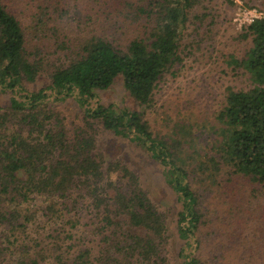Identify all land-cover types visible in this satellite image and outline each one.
Listing matches in <instances>:
<instances>
[{"label": "trees", "instance_id": "16d2710c", "mask_svg": "<svg viewBox=\"0 0 264 264\" xmlns=\"http://www.w3.org/2000/svg\"><path fill=\"white\" fill-rule=\"evenodd\" d=\"M144 1H125L131 9L126 17L144 25L142 36L122 48L91 36L65 61L43 65L47 57L28 46L20 20L0 0V92L9 93L7 105L0 107V264H43V244L50 264H168L162 215L131 168L119 161L103 164L92 156L93 138L84 127L69 132L62 125L48 100L66 97L81 109L84 125L98 122L134 141L159 165L179 203V264H204L197 254L199 234L214 231L199 208L206 188L194 187L192 176L218 189L219 203L226 208L224 221L218 217L222 235L251 232L255 238H244L241 250L254 249L256 237L258 243L263 239L264 202L256 196L264 192V15L239 33L249 40L245 54L229 57L250 85L225 88L210 139L201 152L189 154L180 136L154 135L145 112L163 74L181 61L180 30L203 0ZM44 68L49 82L26 90ZM116 77L137 109L96 101L94 91L107 88ZM48 221L61 224L48 233L49 242L38 231ZM63 235L68 242L64 248ZM242 256L240 264L257 261L253 253ZM261 259L264 264V255Z\"/></svg>", "mask_w": 264, "mask_h": 264}, {"label": "rangeland", "instance_id": "374dc122", "mask_svg": "<svg viewBox=\"0 0 264 264\" xmlns=\"http://www.w3.org/2000/svg\"><path fill=\"white\" fill-rule=\"evenodd\" d=\"M1 1L20 20L25 37L29 40L28 46L35 45L37 53L47 57L43 65H57L60 59L65 61L66 57L74 54L80 42L91 36H102L122 48L137 34L143 35V23L126 17L131 14V9L125 1L138 0ZM144 2L141 0L138 3ZM191 13L196 16L190 17L180 30L181 61L174 63L163 74L154 91L153 104L145 112V119L154 135L180 136L184 142L182 148L189 154H193L194 150L195 153L201 152L205 140L210 139L211 127L216 124L215 115L223 105L225 88L246 89L250 85L248 75L239 68H232L229 57L241 58L245 54L249 40L240 38L239 33L250 18L264 15V0H203ZM56 56L60 57L56 59ZM46 68L33 82L26 83V90L35 91L49 82L44 71ZM94 93L99 104L137 109L120 77H116L107 88L95 90ZM8 98V91L0 92V107L7 105ZM48 106L61 115V123L67 131L84 127L93 138L91 153L97 160L103 164L119 161L131 168L150 202L164 219L166 237L164 235L162 242L165 243L168 264H179L177 252L181 241L175 230L179 203L165 183L159 165L134 141L102 129L98 122L87 121L84 125L81 109L71 97L48 100ZM189 162H193L190 166H195L196 161ZM198 178L192 176L190 183L194 187L200 185L206 188L199 208L208 220L207 227L214 229L209 235L199 234L202 247L197 254L204 264H240L238 257L248 253L255 255L257 261L254 264H261L263 259L260 261L259 258L264 255V236L259 241L263 246L256 237L254 249L241 250L244 238H255L251 232L241 233L237 230V237L229 233L222 235L217 230L218 217L221 215L224 221L226 208L219 203L218 189L214 185L206 186ZM243 183H246L245 179ZM256 197L264 202V192ZM29 227L28 233L31 234L32 226ZM60 227V222L48 221L39 225L38 231L49 242L48 233ZM205 227H201V232ZM62 238L64 248L68 242L64 240V235ZM42 246L43 264H50L49 250L44 244Z\"/></svg>", "mask_w": 264, "mask_h": 264}, {"label": "built area", "instance_id": "2783aa9c", "mask_svg": "<svg viewBox=\"0 0 264 264\" xmlns=\"http://www.w3.org/2000/svg\"><path fill=\"white\" fill-rule=\"evenodd\" d=\"M258 17H259V16H258ZM254 18H255V17H254ZM252 19H253V17H252V18H250L249 22H250ZM249 22H248V23H249ZM248 23H247V24H248ZM247 24H246V25H247Z\"/></svg>", "mask_w": 264, "mask_h": 264}]
</instances>
